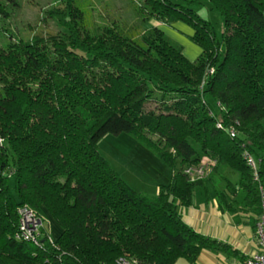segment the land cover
<instances>
[{
	"label": "trees",
	"instance_id": "trees-1",
	"mask_svg": "<svg viewBox=\"0 0 264 264\" xmlns=\"http://www.w3.org/2000/svg\"><path fill=\"white\" fill-rule=\"evenodd\" d=\"M207 5L222 17L220 34L197 10ZM7 7L0 0V17ZM134 9L139 24L94 31L70 0L53 13L61 32L0 45V264L194 260L217 241L189 226L180 208L206 177L229 187L218 191L220 207L242 189L261 215L264 0H144ZM178 21L193 29L195 60L157 24ZM121 133L173 170L156 194L134 189L100 152L104 136ZM206 159L216 164L205 178L184 173ZM24 205L49 212L60 237L43 226L37 242L17 238Z\"/></svg>",
	"mask_w": 264,
	"mask_h": 264
},
{
	"label": "rangeland",
	"instance_id": "rangeland-1",
	"mask_svg": "<svg viewBox=\"0 0 264 264\" xmlns=\"http://www.w3.org/2000/svg\"><path fill=\"white\" fill-rule=\"evenodd\" d=\"M1 1L8 4L10 13L7 18L0 17V45H3L8 37H13V40H28L35 34L45 36L61 32L63 29L53 13L63 10L66 2L70 0H17V4L13 6L10 0ZM71 1L84 10L88 18V27L95 31L102 26H115L122 29L139 24L137 18L139 13L134 8L144 0ZM209 7L207 5L197 10L203 18L213 22L220 34L223 28L222 17L216 10H211ZM161 29L173 43L183 48L190 59H196L201 53L200 47L191 38L190 29L192 28L186 23L182 21L165 23ZM154 106L153 103L149 105V108ZM99 150L123 179L138 191L152 194L155 193L158 184L170 182L171 167L131 134H108L100 140ZM215 174L214 176H217L218 172ZM224 174L236 181L231 171L226 170ZM42 216L46 221V215L42 213ZM17 229L19 230V223Z\"/></svg>",
	"mask_w": 264,
	"mask_h": 264
},
{
	"label": "crops",
	"instance_id": "crops-1",
	"mask_svg": "<svg viewBox=\"0 0 264 264\" xmlns=\"http://www.w3.org/2000/svg\"><path fill=\"white\" fill-rule=\"evenodd\" d=\"M163 25L165 23L158 24L160 27ZM190 31L192 36V29ZM172 177L173 170L170 182ZM159 186V184L156 186L153 195L158 192ZM218 191H229L224 179L206 177L205 183L196 187L192 204L180 208L182 217L189 226L205 237L216 240L217 243L214 247L202 248L194 260L180 257L173 264H244L250 255L259 250L256 224L260 212L255 211L252 203L245 199L246 193L242 189L237 190L235 195L229 192L226 198L228 204L225 203L222 208ZM45 215V229L54 239L59 238L63 232L62 227L49 212L45 211Z\"/></svg>",
	"mask_w": 264,
	"mask_h": 264
},
{
	"label": "built area",
	"instance_id": "built-area-1",
	"mask_svg": "<svg viewBox=\"0 0 264 264\" xmlns=\"http://www.w3.org/2000/svg\"><path fill=\"white\" fill-rule=\"evenodd\" d=\"M214 70L212 69L211 72ZM221 126V124H220ZM231 135L235 136L234 128L230 130ZM244 157L248 165L253 169L255 176H258L259 161L249 152H245ZM215 160L206 159L198 165H191L184 169L190 179L200 180L205 178L215 166ZM259 192L261 199V215L256 224V238L259 244V250L250 255L244 264H264V180L259 181ZM20 216L19 230L17 238L28 239L37 242L44 226V217L28 205L21 206L18 209ZM115 264H141L137 259L128 256H122L117 259Z\"/></svg>",
	"mask_w": 264,
	"mask_h": 264
}]
</instances>
